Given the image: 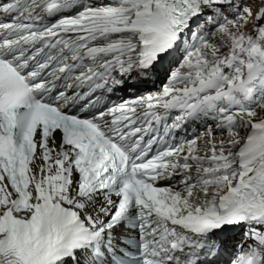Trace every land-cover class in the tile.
Returning <instances> with one entry per match:
<instances>
[{
    "label": "snow or ice",
    "instance_id": "snow-or-ice-1",
    "mask_svg": "<svg viewBox=\"0 0 264 264\" xmlns=\"http://www.w3.org/2000/svg\"><path fill=\"white\" fill-rule=\"evenodd\" d=\"M0 264H264V0H0Z\"/></svg>",
    "mask_w": 264,
    "mask_h": 264
}]
</instances>
